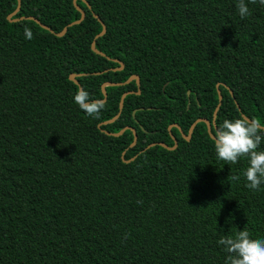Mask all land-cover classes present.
Masks as SVG:
<instances>
[{"label":"trees","instance_id":"16d2710c","mask_svg":"<svg viewBox=\"0 0 264 264\" xmlns=\"http://www.w3.org/2000/svg\"><path fill=\"white\" fill-rule=\"evenodd\" d=\"M20 1L13 19L51 32L7 21L17 1L0 0V264H225L221 236L246 227L264 238V185L245 186L248 160H219L204 123L182 136L197 119L212 135L240 115L264 123L259 0H245L244 19L238 0H76L85 17L73 26V0ZM94 15L104 57L90 48L102 31ZM71 74L94 100L107 82L140 85L106 87L93 118L74 102ZM126 92L117 120L98 128ZM125 127L133 147L130 130L104 133ZM172 136L175 149L145 150Z\"/></svg>","mask_w":264,"mask_h":264},{"label":"clouds","instance_id":"9594fccd","mask_svg":"<svg viewBox=\"0 0 264 264\" xmlns=\"http://www.w3.org/2000/svg\"><path fill=\"white\" fill-rule=\"evenodd\" d=\"M256 2L248 0V3ZM259 3L264 5V0H259ZM237 10L241 19L251 15L245 0H238ZM25 33L27 38H31L30 29L25 28ZM74 102L93 118H99L105 108L104 101L91 99L89 92L83 88L76 92ZM262 140L264 123L244 115L223 120L214 134V148L219 160L226 164H236L242 157L248 160L249 166L243 175L247 181L245 186L253 191L264 185V150H259ZM231 179L239 180L240 177L233 176ZM217 243L228 253L225 264H264V238H252L246 227L221 236Z\"/></svg>","mask_w":264,"mask_h":264},{"label":"water","instance_id":"95a60500","mask_svg":"<svg viewBox=\"0 0 264 264\" xmlns=\"http://www.w3.org/2000/svg\"><path fill=\"white\" fill-rule=\"evenodd\" d=\"M16 1H17V7H16V9H15L14 12H12L10 15L7 16V21H9V22H14V23L19 22V21H24V20H25V21H26V20H27V21H33V22H35L36 24H38L42 29L47 30V31H50L48 27L42 25L37 19H35V18H33V17H20V18H15V19H13V17L19 12V10H20V5H21V1H20V0H16ZM75 1H76V0H73V4H74L76 10L80 13V19L77 20V21H75V22H73V23H71V24H69V26H73V25H78V24H80V23L83 21L84 17H85L84 12H83V11H82V10L76 5V4H75ZM81 1H82L84 4L87 5V3H86L84 0H81ZM93 17L97 19L96 15H94ZM97 21L101 24L102 31H101L98 35L95 36V39L92 41L90 48H91L92 52H94L95 54L104 57L105 55L102 54L101 52H99V51L95 48V40H96L97 38L102 37V36L105 34V32H106V27H105V25L103 24V22H102L101 20L97 19ZM66 31H67V28H64V29L62 30V32L57 33V34H55V35H56L57 37H62V36L66 33ZM50 32H51V31H50ZM114 62H116L117 64H119V67L116 68V69H113V71H121V70L123 69V64H122L121 62L117 61V60H114ZM69 80H70L71 82H73L75 85L78 86V90L81 89V87H80L78 81L76 80V75H74V74L69 75ZM133 81L136 83L137 88H139V85H140V83H139V78H138L136 75H132V76H130V77H129L124 83H111V82H107V83L102 84V85H101V92H102V95H103V99H102V101L105 102V101H106V98H107V94H106V91H105V88H106V87H119V86H122V85H127V84H129V83H131V82H133ZM217 86H218V85H217ZM217 86H216V87H217ZM132 93H133V92H126V93H124V94L121 96V99H120V102H119V111H118V113H117L112 119L100 123V124L98 125V128H100L101 126H106V125L112 124L113 122H115V120H117V118L119 117V115H120V113H121L122 107H123V101H124V98H125L127 95H130V94H132ZM136 94H139V92H137ZM230 94H232V93L230 92ZM187 96H189V91L187 92ZM217 97H218V104H217V106L215 107L214 112H213V116H212V125H213L214 128H215V118H216V115H217V112H218V110H219V107H220V105H221V100H222V96H221V94H220L218 88H217ZM198 123H204V124L206 125L207 133H208L209 137H210L212 140H214V135H212V133H211V124H210L206 119H197V120H195V122L190 126V128H189V130H188V135H187V136L182 135L183 138H184L186 141H189V140H190V137H191V135H192V133H193V130H194L195 126H196ZM171 128H177V129L180 131V128H179L177 125H171V126H169V127H168V130L170 131ZM127 130H130V131L133 133V142H132V144L130 145V147H133V146L136 144L137 135H136L135 131H134L132 128L125 127V128H123L121 131H119L118 133H115V134H113V133H109V132H104V133H105L107 136L118 137V136H121V135H122L125 131H127ZM171 138H172V140H173V146H172V147H168V146H167L166 144H164V143H152V144H149V145L145 148V150H147V149H149V148H151V147H154V146H160V147L165 148V149H167V150H173V149H175V147L177 146V141H176V139H175L173 136H172ZM145 150H144V151H145ZM133 159H134V158L125 161V160L122 158L123 162H125V163H128V162L132 161Z\"/></svg>","mask_w":264,"mask_h":264}]
</instances>
